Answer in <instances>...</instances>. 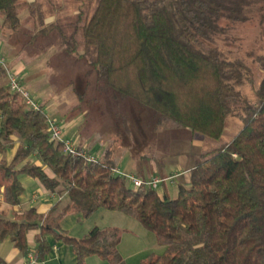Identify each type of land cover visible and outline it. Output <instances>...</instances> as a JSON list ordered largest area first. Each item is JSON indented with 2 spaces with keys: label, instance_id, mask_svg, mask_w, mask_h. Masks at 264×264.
Listing matches in <instances>:
<instances>
[{
  "label": "trees",
  "instance_id": "1",
  "mask_svg": "<svg viewBox=\"0 0 264 264\" xmlns=\"http://www.w3.org/2000/svg\"><path fill=\"white\" fill-rule=\"evenodd\" d=\"M260 1L78 0L65 21L50 0H0L5 32L20 34V14L27 10L34 22L30 43L51 38L44 53L55 47L86 61L101 92L136 102L138 115L153 113L152 135L162 131V138L159 128L167 120L216 140L228 119L242 127L230 143L184 170L189 181L170 198L135 189L115 174L110 149L97 164L66 154L51 140L47 114L12 93L0 67V150L14 139L21 143L11 161L0 162L4 201L20 205L22 176L65 196L45 215L35 208L14 218L0 213V243L10 241L24 255L33 251L38 261L50 254L52 240L70 246L79 264L92 256L126 264L119 252L121 230L95 227L75 238L62 229L70 214L88 218L105 209L134 217L166 248L140 264H264V54L254 58L255 71L244 61H230L220 46L237 44L243 14ZM84 80L81 91L74 88L81 102L90 86ZM118 122L130 137L135 121L120 114ZM150 156L138 161H162ZM34 230L36 248L30 249L28 234ZM0 264H6L1 257Z\"/></svg>",
  "mask_w": 264,
  "mask_h": 264
},
{
  "label": "rangeland",
  "instance_id": "2",
  "mask_svg": "<svg viewBox=\"0 0 264 264\" xmlns=\"http://www.w3.org/2000/svg\"><path fill=\"white\" fill-rule=\"evenodd\" d=\"M50 1L51 5L61 8L58 16L65 21L72 18L71 14L78 3V0ZM20 18L22 32L13 36L2 28L4 18L0 14V55L6 59L12 71L16 72L22 65L27 68L24 85L32 99L42 107L49 118L62 127L72 121L79 122L76 127L79 134L76 137L80 144L82 146L86 142L91 146L103 144L104 148L110 149L111 157L116 159L117 166L126 174L135 172L127 168L130 154L140 166L138 167L140 174L141 165L148 163L138 161L142 155L149 153V157L150 155L162 157V162L156 159V164L152 163V170L156 165L160 169L165 165L170 171L179 172V175L173 177V186L164 183L158 189V193L167 189L170 198L177 197L179 185L188 183L190 178L189 172L184 170L192 168L199 156L230 143L241 131L240 122L230 118L226 122L223 136L216 140L193 133L189 129L178 128L167 120L159 128L165 133L162 138L159 137L162 131L152 135L151 111L138 115L134 106L137 105L136 102L115 98L112 92H101L97 75L95 72L89 73L91 67L86 61L57 51L55 47L44 53L46 45L52 39L39 38L36 42L30 43L34 22L27 10L21 12ZM243 18L244 22L235 31L237 44L232 46L221 42V50L230 61H244L257 71L254 58L264 54V0L249 7ZM85 78L90 86L86 89V97L81 102L74 88L81 91ZM246 94L252 95L249 88L246 89ZM133 113L135 115L132 116ZM120 114L129 115V119L135 121V125L131 123L133 126L130 137L119 127ZM66 136L64 133V137ZM143 145L148 148V153L137 151ZM8 157L9 154L0 151V160L8 161ZM149 159L151 161L152 158ZM167 173L161 172L163 175ZM95 227L118 228L122 231L119 252L126 264H140L150 255H161L166 250L158 243L155 234L146 230L137 219L117 211L100 209L88 218L76 220L71 216L64 221V229L68 231L69 236L75 238L84 237Z\"/></svg>",
  "mask_w": 264,
  "mask_h": 264
},
{
  "label": "crops",
  "instance_id": "3",
  "mask_svg": "<svg viewBox=\"0 0 264 264\" xmlns=\"http://www.w3.org/2000/svg\"><path fill=\"white\" fill-rule=\"evenodd\" d=\"M27 71L28 70L24 65L19 66V68L16 70V73L20 75L22 85L25 88L26 86L24 85V76ZM78 125H79V122L72 121V122H69V124H67L66 126H64L63 127L64 133L67 135L66 137L68 138L72 137V138L77 139L76 135L79 134V131L76 129V127ZM78 143L80 147H85L90 153L99 156L100 159L104 157L105 151L107 150L106 148H104L103 144L102 145L94 144L91 146L90 143L86 142L84 146H82V144H80V141H78ZM20 146H21V143L17 139H14L13 142L5 146V149L3 151L9 154L8 162L14 158ZM129 158H130V161L127 165V168H130L133 171H135L134 173H129V174H134L142 179L148 180L154 176H159L163 179H167V178L175 177L176 175H179V172H172L169 169H167L165 165H162L163 169L165 170L160 169L158 165H156V167H153L154 169L152 170V163L154 162L156 164V162L152 160L149 161L147 164L141 165V174H140V171H139L140 166L136 164L135 160L133 159L134 157L130 154ZM113 160L115 161L116 166H117L118 162L114 158ZM2 161H7V160L1 159L0 162ZM117 169L123 172L122 169L119 168L118 166H117ZM161 172H168V173L167 175H163L161 174ZM21 180L25 188V193L21 198L20 205L16 207H11L10 205H8L4 201V197H3L4 188H2L0 190V213H5L9 217L14 218L16 214L19 215L25 212L26 210L35 208L38 211V213L45 215V214H48L52 210V208L55 205H57L60 201L65 200V196H59L57 194L51 193L36 179H33L29 176H22ZM173 185L174 183L172 184V186ZM159 194L160 195L168 194L167 189H164ZM71 216H74L76 220H80L81 218L84 217L81 214H70L66 216L65 219ZM65 219L62 222V229L65 232H68L67 230L64 229ZM105 228H110V227H105ZM101 229H104V228H101ZM38 233H39V230H34L28 234V241H29L30 249L36 248L35 239ZM51 243H52L53 248L50 254H48L45 257V259L37 261L36 264H79L78 259L76 255L74 254L73 249L70 246L62 245V244H55L52 240H51ZM0 257L5 261L6 264H29L28 255H24L23 253H21L10 241H5V242L0 243ZM83 264H109V263L98 256H92L86 259Z\"/></svg>",
  "mask_w": 264,
  "mask_h": 264
},
{
  "label": "built area",
  "instance_id": "4",
  "mask_svg": "<svg viewBox=\"0 0 264 264\" xmlns=\"http://www.w3.org/2000/svg\"><path fill=\"white\" fill-rule=\"evenodd\" d=\"M0 67L4 68L7 73L10 91L12 93L20 94L29 108L34 109L35 111H42V107H40L32 99L30 92L22 85L20 75L8 67L6 59L2 55H0ZM47 123L51 140L56 143H61L64 146V151L66 154L78 156L84 159L87 163L97 164L100 162V157L90 153L85 147H80L77 139L64 137V128L60 126L55 120H52L47 116ZM114 173L120 177L126 178L135 189L147 187L158 191L162 184L169 183L172 185L174 183L173 177L163 179L159 176H154L151 179L145 180L134 174L123 173L118 169L114 170ZM28 259L29 264H36L38 261L33 251L28 254Z\"/></svg>",
  "mask_w": 264,
  "mask_h": 264
}]
</instances>
